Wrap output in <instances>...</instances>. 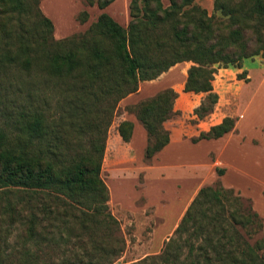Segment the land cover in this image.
Here are the masks:
<instances>
[{
    "label": "trees",
    "instance_id": "1",
    "mask_svg": "<svg viewBox=\"0 0 264 264\" xmlns=\"http://www.w3.org/2000/svg\"><path fill=\"white\" fill-rule=\"evenodd\" d=\"M128 9L126 27L102 12L55 38L40 0H0V264H113L124 238L101 167L120 100L191 62L183 90L203 94L193 114L204 119L219 99L217 70L264 57V0H212L211 12L197 0H130ZM88 19L86 9L75 16ZM177 96L168 87L125 107L146 131V162L170 140ZM235 123L225 116L191 141ZM132 129L117 125L125 142ZM125 264H264L263 218L234 189L204 185L161 250Z\"/></svg>",
    "mask_w": 264,
    "mask_h": 264
},
{
    "label": "crops",
    "instance_id": "2",
    "mask_svg": "<svg viewBox=\"0 0 264 264\" xmlns=\"http://www.w3.org/2000/svg\"><path fill=\"white\" fill-rule=\"evenodd\" d=\"M129 1L114 0L103 9L98 8L96 5L86 6L82 4L81 9L78 11L86 9L89 13V19L85 23L72 22L73 28L68 33H61L63 31L61 30V26L57 28L53 23L54 36L55 38H62L75 32L84 31L102 12L109 14L119 24L126 27L130 20ZM197 2L205 7L208 12H211L212 0H206L204 3L203 0H197ZM91 11H94V17L91 16ZM254 57L259 61L263 60L260 58V55ZM190 65L191 62L177 63L156 79L140 82L138 91L127 95L119 102V106L122 107L135 104L141 99L152 96L168 87L173 88L178 94L174 102V110L179 113L164 123L165 128L169 131L170 140L162 150L152 157L150 162H147L148 164H145L143 182L140 183L141 188L137 194L143 197L145 202L142 206L135 209L138 212L141 211V214L144 216L145 221L142 222L150 223L154 219L157 221H154L155 227H153L149 234H157L160 227L161 234H173L199 189L204 185H213L218 182L225 188L234 189L244 199H249L253 210L263 218L264 226V211L259 206L260 198L250 193L246 188H242L241 183L238 182V176L244 172L242 159L237 156L234 158L230 156L231 154L236 155L237 151L243 147V144L247 145L248 142H251L252 148L261 149L262 168L264 166V132H261V137L259 138L247 137L242 131V118H238L234 130L223 136L192 142V137L197 136L201 131H207L212 125L220 123L225 115L216 118L214 110L204 119H198L193 114V109L199 105L203 94L185 92L183 90L187 69ZM223 69H229L230 71L234 69L245 70L248 71V77L251 78L250 68L247 67L235 68L230 66ZM261 82H264V75ZM185 117L196 119L194 127L185 129V125L181 123ZM125 119L133 123L132 135L128 142L121 140L135 151L137 158V143L140 142L141 150L139 151V156L143 157L144 148L147 144L146 131L139 126V121L134 114L125 111L119 122ZM118 137L120 135L115 133L114 141L118 142ZM254 140L258 142L254 143ZM184 148L189 149L190 153L186 154L183 151ZM197 150H200V155H197ZM217 168L223 170L221 174L217 172ZM231 172L235 173L232 177L237 181L230 178ZM152 181H155L156 185L153 186L157 188L153 187L154 190L150 191L149 184ZM262 189L264 190V179L261 185ZM147 209L149 210L147 211ZM166 225L168 226L164 229Z\"/></svg>",
    "mask_w": 264,
    "mask_h": 264
},
{
    "label": "rangeland",
    "instance_id": "3",
    "mask_svg": "<svg viewBox=\"0 0 264 264\" xmlns=\"http://www.w3.org/2000/svg\"><path fill=\"white\" fill-rule=\"evenodd\" d=\"M204 2L206 0H203ZM82 4L81 0H40V8L57 28L61 26V30H63L61 33H68L73 28L72 22L76 21L74 20L75 16ZM91 16H95L94 11H91ZM260 58L263 60L259 61L255 57L243 60L242 66L250 68L251 78L248 77V71L245 70L230 71L219 68L212 82L219 96L214 109L215 117L219 118L225 115L232 116L236 120L242 118V131L247 137L252 138H259L261 132H264V82H261L264 75V57L260 56ZM239 74H241L240 77ZM125 107L119 106L109 128L101 167V177L109 189V210L119 221L120 232L124 238L123 250L113 264L130 263L147 255L156 254L161 250L164 241L172 235L161 234V227L157 234H149L155 227V219L150 223L142 222L145 221L144 216L141 211L138 212L135 209L145 202L143 197L137 194L141 188L140 183L143 182L145 164L148 163L139 156L140 142L137 143V158L135 151L128 147V144L123 142L120 137H118V142L114 141V134H118L116 126L126 111ZM181 123L185 125V129H188L194 127L196 119L185 117ZM139 126L143 128L140 122ZM257 142L254 140V143ZM251 146H253L251 142H248L247 145L243 144L236 155L231 154L230 156L242 159L244 172L240 176L237 175L238 182L241 183L242 188H246L250 193L260 198L259 206L264 211L263 189L261 190L264 179V166L261 168V164H263L261 163L262 152L261 149L258 150ZM183 151L186 154L190 153L187 148H184ZM196 152L197 155H200V150ZM231 174L230 178L235 180L232 177L235 173L231 172ZM153 180L155 179L153 178ZM154 182L149 184L150 191L157 188L154 187L156 185ZM148 213L150 214V212ZM18 233L19 229L17 228L14 230V234Z\"/></svg>",
    "mask_w": 264,
    "mask_h": 264
}]
</instances>
